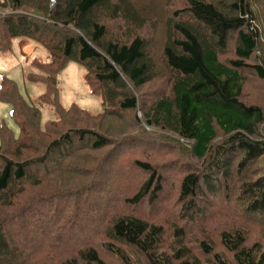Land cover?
Here are the masks:
<instances>
[{"label": "trees", "instance_id": "trees-1", "mask_svg": "<svg viewBox=\"0 0 264 264\" xmlns=\"http://www.w3.org/2000/svg\"><path fill=\"white\" fill-rule=\"evenodd\" d=\"M139 1L0 0V10H10L0 16V49L25 37L51 58L33 60L37 70L23 74L44 85L35 100L12 78L0 83L19 128L16 136L0 123V264H264V104L247 102L245 92L249 76L264 81V9L257 13L250 0H182L161 18ZM158 1L171 0H149ZM68 61L84 68L101 112L61 102L58 75ZM160 72L165 91L140 108L135 91ZM43 108L53 114L46 122ZM121 112L133 114L131 124L117 119ZM142 124L166 131L174 147L182 142L179 183L167 187L150 160L134 158L140 184L114 188L121 197L96 227L94 204L80 206L81 195L91 197L82 181L96 177L85 152L122 144L139 151L120 135ZM157 130L145 137L143 157L157 145ZM165 189H176V218L168 222L153 218ZM255 228L259 240L249 244Z\"/></svg>", "mask_w": 264, "mask_h": 264}, {"label": "rangeland", "instance_id": "rangeland-1", "mask_svg": "<svg viewBox=\"0 0 264 264\" xmlns=\"http://www.w3.org/2000/svg\"><path fill=\"white\" fill-rule=\"evenodd\" d=\"M181 1L182 0H171L170 3L165 1L163 5L158 1V5H153L151 2H149V0H143L139 1V4L140 6H145L146 8L148 7L146 5L151 4L149 8L154 11V14L159 16L161 15L162 18L163 16H165V12L169 13L170 11L179 7L177 5ZM250 4L257 13L261 8L264 9V0H250ZM7 12H10V10H0V16L5 15ZM162 27L163 22L158 24V29L155 33L153 43L154 41L158 40ZM8 45L9 49H0V83L3 77L12 78L18 83L21 93L26 97L27 100H35L39 97L40 94L43 93L45 89L44 85L42 83L26 82L24 80L23 74H26L29 71L37 70L31 64L33 60H38V62L41 63H49L51 59L48 57L49 53L42 44L25 37L13 38L8 43ZM160 69L162 70V68ZM84 74V68L79 63L74 61L67 62L66 66L58 75L61 88L60 100L66 106L76 104L79 107L84 108L90 112H101L103 110L101 98L99 95L91 92L84 80ZM166 77L167 76L163 72L162 75L160 72L159 78L149 83L145 88L135 91L140 104H142L140 108H142V106L144 105H149L147 103H149L155 97V95L161 94L165 91L164 89L166 86ZM246 88L247 89L245 92L247 96L250 97L247 102H252L253 100L262 102V104H264V81H260L252 76H249ZM42 114L43 122H46L47 120L53 118L52 110L50 108H43ZM120 116L121 117L116 118H121L128 124H131L134 120L133 114H126L125 112H121ZM138 116L142 117L141 111H138ZM3 120L14 131L15 135L18 136L19 128L10 116V103L0 100V123ZM91 123L92 121L89 122V124L86 126L92 127L93 124ZM139 127L142 130H138ZM132 128L133 130L127 132L128 134L125 133L123 135H120V137L122 140L125 139L129 141L132 148L135 150L139 149V151H123L126 150L127 146L122 144L118 147L117 145H114L113 148H110L108 150V153H106L107 151L105 150H103L102 152H85L86 159L88 161L87 168L91 173H93L94 171L96 177L94 178L91 176L90 179L87 178L82 181L83 184L89 186L88 194L91 193V197L81 195L79 197L81 201L80 206L83 208L84 204L87 206H89L91 203L94 204L95 212H97L98 214L97 216L95 215L96 217H98V219L95 220L96 227H99L100 225V218L105 216L106 212H109L108 210L106 211V206L113 204V202L116 201L113 200L115 197H121L120 195L116 194L114 188H116L118 185H121V187H125V189L131 190L133 189V187H136L135 183L140 184L142 173L132 167L131 160H133L134 158H143L150 160V162H152L153 165H155L157 169H159L162 174L167 177L165 180L168 182L167 187L170 186L169 184L179 183V179L177 178V175L179 173L176 171L180 172V170L176 165L180 160L175 156V154L178 153L179 156L180 154L186 155V152L181 145L182 142L178 141L180 144L176 143L175 147L172 146L170 144V141H168L169 139H167L168 133L166 131L154 129L147 124H142L137 127L133 126ZM155 130L159 131L158 133L156 132L158 135L155 138L157 145H151L150 148L147 149L146 155H144L143 157V155L140 154L141 150L148 148V143L145 142V137L152 136V133H154ZM111 134H114V132H112ZM160 136L163 137L162 141H166L165 144L159 142L160 140L158 137ZM114 137L117 139L120 138L119 134L114 135ZM105 155L108 156V159L104 157ZM188 162L189 165L195 170L200 166V163L190 158V155ZM258 165L260 167V173L264 174V155L261 157V161L260 163H258ZM127 166H131V168L127 170ZM252 169L255 168L252 166L251 170ZM96 170H99V173ZM172 170L173 172H176V177H173ZM122 180L126 181L127 185L122 186ZM75 187L81 188V185L78 184L75 185ZM112 191H114V193H112ZM49 196L50 195L46 197ZM167 200L169 201L167 202ZM117 204H119L118 201L116 204H114V206ZM176 204V189L171 193L168 189H165V192L162 194L161 198L156 201L153 206L155 213L153 218H161V221L164 220L166 222L175 219ZM215 207L216 209L219 208L218 205H215ZM211 209L214 208L211 207ZM139 210L140 212H142V214H145V210L143 208H140ZM87 214L90 216L89 213ZM92 217L93 216H91V218ZM175 221H178V219H176ZM191 228L197 230L198 227L191 226ZM256 229L257 228H255V230ZM258 232H260V229H257L253 233H250V238L248 239L249 244H252L255 240H259ZM261 233H264L263 229ZM73 238L77 239L75 236ZM261 241L264 245V239H261ZM203 264H207V262Z\"/></svg>", "mask_w": 264, "mask_h": 264}, {"label": "built area", "instance_id": "built-area-1", "mask_svg": "<svg viewBox=\"0 0 264 264\" xmlns=\"http://www.w3.org/2000/svg\"><path fill=\"white\" fill-rule=\"evenodd\" d=\"M56 0H51L52 3H54Z\"/></svg>", "mask_w": 264, "mask_h": 264}]
</instances>
